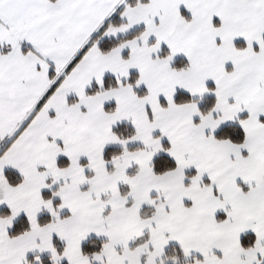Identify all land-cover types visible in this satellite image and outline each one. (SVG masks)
Listing matches in <instances>:
<instances>
[{
    "label": "snow or ice",
    "instance_id": "6c2138e0",
    "mask_svg": "<svg viewBox=\"0 0 264 264\" xmlns=\"http://www.w3.org/2000/svg\"><path fill=\"white\" fill-rule=\"evenodd\" d=\"M0 264H264V0H0Z\"/></svg>",
    "mask_w": 264,
    "mask_h": 264
}]
</instances>
